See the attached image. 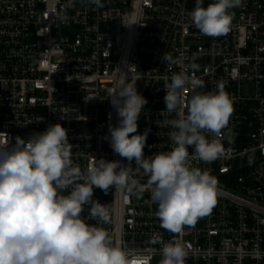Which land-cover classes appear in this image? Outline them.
Returning <instances> with one entry per match:
<instances>
[{"label": "built area", "instance_id": "2783aa9c", "mask_svg": "<svg viewBox=\"0 0 264 264\" xmlns=\"http://www.w3.org/2000/svg\"><path fill=\"white\" fill-rule=\"evenodd\" d=\"M101 2L103 7L75 0L66 9V0H0V141L14 144L17 136L27 140L60 123L68 130L73 163L82 170L92 157L128 165L108 139L109 125L118 124L108 90L120 72L137 79V91L147 100L137 122L139 134L150 129L145 157L173 147L172 129L164 125L176 115L163 112L166 80L183 68L203 81L196 91H213L223 82L234 108L215 137L224 155L208 163L188 149L189 164L218 180L209 215L179 236L161 228L148 177L134 160L133 177L144 191L137 196L94 187L93 199L106 206L110 219L91 218L88 205L81 215L125 248L150 256V264L162 259V245L151 242L157 235L165 243L182 240L185 264H264V0H243L232 9L231 28L219 37L192 24L196 0ZM164 53L182 54L184 65L168 64Z\"/></svg>", "mask_w": 264, "mask_h": 264}, {"label": "clouds", "instance_id": "9594fccd", "mask_svg": "<svg viewBox=\"0 0 264 264\" xmlns=\"http://www.w3.org/2000/svg\"><path fill=\"white\" fill-rule=\"evenodd\" d=\"M89 3L103 7L101 0ZM74 4L75 0H66L64 7ZM241 6L243 0H212L206 7L203 0H196L191 22L201 34L219 37L231 28V10ZM161 59L184 65L182 54L173 58L164 53ZM197 67L190 65L192 70ZM136 80L120 72L115 87L108 90L118 117L116 126L109 125L108 139L114 153L128 165L92 157L82 170L73 163L68 130L60 123L27 140L17 136L14 144L0 141V264H150V256L125 248L121 239L87 223L81 215L88 205L91 218L102 223L110 219L106 206L93 199L94 187L107 193L114 186L116 191L137 196L144 191L133 177V160L148 177L161 228L179 236L186 226H194L212 212L218 180L189 164L188 149L192 147L195 158L208 163L224 155L215 137L227 128L234 108L223 82H217L213 91H196L204 87L203 81L183 68L166 80L163 112L176 115L164 125L172 129L168 136L173 147L145 157L150 129L139 134L137 122L147 100L138 93ZM188 89L193 91L190 97L185 95ZM151 242L162 245L159 264H185L188 252L182 240L165 243L157 235Z\"/></svg>", "mask_w": 264, "mask_h": 264}, {"label": "rangeland", "instance_id": "374dc122", "mask_svg": "<svg viewBox=\"0 0 264 264\" xmlns=\"http://www.w3.org/2000/svg\"><path fill=\"white\" fill-rule=\"evenodd\" d=\"M60 33L62 34L61 30H60Z\"/></svg>", "mask_w": 264, "mask_h": 264}]
</instances>
